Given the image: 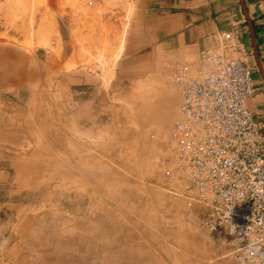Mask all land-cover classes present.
I'll list each match as a JSON object with an SVG mask.
<instances>
[{
  "label": "rangeland",
  "instance_id": "1",
  "mask_svg": "<svg viewBox=\"0 0 264 264\" xmlns=\"http://www.w3.org/2000/svg\"><path fill=\"white\" fill-rule=\"evenodd\" d=\"M137 12L0 0V264H235L188 206L172 125L168 139L132 119L144 85L180 104L167 60L144 48L155 22Z\"/></svg>",
  "mask_w": 264,
  "mask_h": 264
},
{
  "label": "built area",
  "instance_id": "2",
  "mask_svg": "<svg viewBox=\"0 0 264 264\" xmlns=\"http://www.w3.org/2000/svg\"><path fill=\"white\" fill-rule=\"evenodd\" d=\"M247 55L226 33L222 49L199 53L193 77L175 75L180 115L172 136L203 234L235 264H264V126L246 105L253 92Z\"/></svg>",
  "mask_w": 264,
  "mask_h": 264
},
{
  "label": "crops",
  "instance_id": "3",
  "mask_svg": "<svg viewBox=\"0 0 264 264\" xmlns=\"http://www.w3.org/2000/svg\"><path fill=\"white\" fill-rule=\"evenodd\" d=\"M137 11L138 22L146 14L155 22V39L147 36L144 48L167 60L174 76L195 73L199 53L222 49V36L230 33L248 54L253 92L246 105L264 126V0H137ZM135 32L141 35L139 27ZM223 53L238 56L236 51Z\"/></svg>",
  "mask_w": 264,
  "mask_h": 264
},
{
  "label": "bare ground",
  "instance_id": "4",
  "mask_svg": "<svg viewBox=\"0 0 264 264\" xmlns=\"http://www.w3.org/2000/svg\"><path fill=\"white\" fill-rule=\"evenodd\" d=\"M142 88H143L142 91H140L141 94L139 93V97L137 98V100L136 99L133 100V102L135 101L139 102V106L136 109L131 108L132 119L139 126H142L146 121L148 123H151V126H157L163 131H167V138L169 139L170 125H172V122L175 120L177 115L179 118L178 111L180 109V104H178L179 100L177 101V96L175 92L173 91V93H171L172 89L164 91L163 87H157V86L151 87V85H144L142 86ZM151 96H154V101L151 99ZM173 144L175 145L176 143L174 142ZM134 158L135 161H138L139 159H143V160L145 159L143 154H137ZM146 166L148 172L154 168L153 167L154 155L149 154L146 160ZM140 169L143 171L142 168ZM185 258H188V256L184 257V259ZM198 259H199L198 257H194L193 260L191 261V259L189 258L191 262L188 263L196 264L198 262L197 261ZM179 264H184V263L179 261Z\"/></svg>",
  "mask_w": 264,
  "mask_h": 264
}]
</instances>
